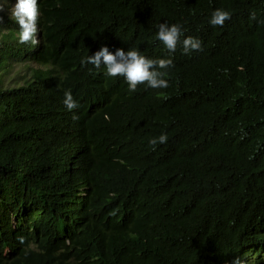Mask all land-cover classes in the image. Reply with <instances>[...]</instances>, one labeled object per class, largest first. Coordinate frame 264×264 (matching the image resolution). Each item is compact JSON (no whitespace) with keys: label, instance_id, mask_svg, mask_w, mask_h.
<instances>
[{"label":"trees","instance_id":"1","mask_svg":"<svg viewBox=\"0 0 264 264\" xmlns=\"http://www.w3.org/2000/svg\"><path fill=\"white\" fill-rule=\"evenodd\" d=\"M16 2L0 13V264H232L264 247V0H38L36 46ZM164 22L202 50L169 53ZM102 46L171 57L169 86L131 92L81 64Z\"/></svg>","mask_w":264,"mask_h":264},{"label":"clouds","instance_id":"2","mask_svg":"<svg viewBox=\"0 0 264 264\" xmlns=\"http://www.w3.org/2000/svg\"><path fill=\"white\" fill-rule=\"evenodd\" d=\"M7 4L8 0H3V3H0V13L5 11ZM8 10L11 18L19 24V43L33 46L39 44L40 41L37 39L40 19L38 0H17L15 5ZM229 19H231L229 11L216 9L212 13L209 23L212 26L222 27ZM250 19H255V13L251 14ZM0 23H3V15H0ZM182 36L183 31L180 24L169 25L164 22L158 26L157 39L163 43L169 53H174L179 44H182L185 54L202 50L201 40L191 36L181 40ZM81 64H91L97 69L102 65L105 66V74L110 77H123L131 92H135L137 87L142 84L153 89L167 88L169 86V81L165 78L168 76L167 70L174 66L171 57L152 59L143 55L136 48H129L128 51L118 48L115 52H111L107 46H102L94 55L82 58ZM63 103L69 111L80 106L70 90L65 91ZM73 119H78V116L74 114ZM167 141V134L161 133L158 137H152L149 144L155 149L158 144H165ZM20 242L23 243L22 237ZM232 264H264V247L260 243L254 242L249 246L248 254L244 260L237 257Z\"/></svg>","mask_w":264,"mask_h":264},{"label":"rangeland","instance_id":"3","mask_svg":"<svg viewBox=\"0 0 264 264\" xmlns=\"http://www.w3.org/2000/svg\"><path fill=\"white\" fill-rule=\"evenodd\" d=\"M13 78H15L14 73L9 74L7 77V83L9 82L10 84L13 85Z\"/></svg>","mask_w":264,"mask_h":264}]
</instances>
